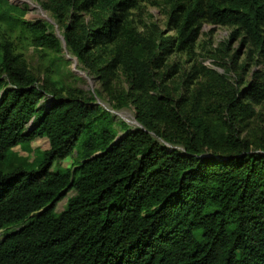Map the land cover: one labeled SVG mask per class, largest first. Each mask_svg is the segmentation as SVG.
Wrapping results in <instances>:
<instances>
[{
	"label": "trees",
	"instance_id": "1",
	"mask_svg": "<svg viewBox=\"0 0 264 264\" xmlns=\"http://www.w3.org/2000/svg\"><path fill=\"white\" fill-rule=\"evenodd\" d=\"M134 4L50 0L58 19L73 12L64 38L80 63L102 78L120 68L146 95L137 107L142 129L122 123L121 137L109 112L55 82L41 86L13 42L1 41L0 163L39 139L49 148L36 169L0 170V231L13 229L0 241V264H264V140L254 147L236 129L264 103V76L212 110L227 115L228 134L204 117L184 118L168 95L154 93L153 80L162 53L196 41L197 28H189L197 21L243 32L264 59V0H189L171 14L177 36L161 44L135 30L127 12ZM92 9L106 14L102 24H78L75 12ZM22 15L0 0V19L28 31L37 46L60 50L46 24ZM75 150L79 166L55 170Z\"/></svg>",
	"mask_w": 264,
	"mask_h": 264
},
{
	"label": "rangeland",
	"instance_id": "2",
	"mask_svg": "<svg viewBox=\"0 0 264 264\" xmlns=\"http://www.w3.org/2000/svg\"><path fill=\"white\" fill-rule=\"evenodd\" d=\"M7 5L17 7L22 12V19L29 23H44L48 33L56 36L60 50H46L37 46L31 34L14 23L0 19V43L3 39L13 42L15 55L27 72L37 78L39 84L55 82L78 96L97 105L110 113L114 130L118 137L128 130L142 129L138 121V109L146 95L132 87L131 79L120 68L107 78L92 74L73 53L65 42V31L74 20L72 13H67L60 20L50 9V0H4ZM189 0H135L128 12L129 20L137 32L147 39L161 44L163 40L175 38L177 30L170 26L169 20L175 6L182 10ZM180 13V12H178ZM77 23L87 26H100L106 14L99 10L75 12ZM198 37L182 50L172 46L169 52L162 53L158 65L153 68V80L159 96L168 95L173 104L178 105L185 116L192 114L204 117L214 127L228 134L225 126L227 115L218 109L234 96L243 92L253 81L264 76V59L258 56L254 46L243 32L233 27L214 26L205 21H197ZM111 50V49H110ZM45 100H51L48 95ZM44 103L43 105H45ZM253 118H238L236 129L240 139L254 147L264 140V103L255 106ZM165 135L175 133L171 126L160 125ZM169 149H182L180 144L167 139L154 137ZM49 148L47 139H39L28 145L18 146L13 150L7 164L0 163V170L13 171L17 166L36 169L42 154ZM77 150L66 160L55 165L57 169L74 170L81 163ZM75 195L71 191L64 200L58 202L55 213L60 215L67 209L70 199ZM0 231V241L7 233Z\"/></svg>",
	"mask_w": 264,
	"mask_h": 264
}]
</instances>
